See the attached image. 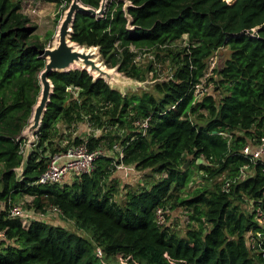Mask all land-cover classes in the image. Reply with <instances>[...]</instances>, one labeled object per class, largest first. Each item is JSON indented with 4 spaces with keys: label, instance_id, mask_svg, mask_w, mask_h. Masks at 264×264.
Wrapping results in <instances>:
<instances>
[{
    "label": "trees",
    "instance_id": "1",
    "mask_svg": "<svg viewBox=\"0 0 264 264\" xmlns=\"http://www.w3.org/2000/svg\"><path fill=\"white\" fill-rule=\"evenodd\" d=\"M82 1L97 9L102 2ZM22 4L0 0V264H264V163L242 152L264 136V0H130V16L127 0H109L102 16L78 15L71 40L98 47L110 67L145 80L169 63L171 76L153 91L123 93L86 68L51 73L54 91L27 154L23 132L47 43L35 39L38 25ZM223 48L229 55L205 77ZM149 51L143 66L136 57ZM202 78L212 87L199 99ZM146 118L144 130L138 121ZM85 124L91 130L77 134ZM85 141L107 151L91 173L37 183L51 155ZM120 162L149 170L153 181L119 198L112 176ZM246 165L247 177L224 191ZM196 176L202 183L193 186ZM26 194L36 212L56 207L75 227L41 218L23 225L10 210ZM160 206L168 216L187 212L184 234L168 216L156 222Z\"/></svg>",
    "mask_w": 264,
    "mask_h": 264
},
{
    "label": "water",
    "instance_id": "2",
    "mask_svg": "<svg viewBox=\"0 0 264 264\" xmlns=\"http://www.w3.org/2000/svg\"><path fill=\"white\" fill-rule=\"evenodd\" d=\"M109 0H102L100 7L97 9L86 5L82 0H72L69 7L64 10L63 17L58 29L57 44L54 46H46L40 52V57H44L46 65L39 75V83L41 84V92L37 104L34 107L33 114L30 118L29 126L23 132V137L27 138V146L24 151L27 154L32 148V143L35 141L36 132L40 129L44 118V113L47 109L48 102L51 100L54 83L51 80V73L55 71L63 72L75 68H86L97 78H105L110 84L125 93L124 87L128 85L134 86L142 84L135 78H129L131 81H121L117 79L118 68L106 69L99 64L95 59L99 53V48L96 46L80 45L71 40L73 25L76 22L78 15L89 13L95 16H102L106 9ZM130 0H127L126 14L128 16V5ZM78 46H84L83 51L78 50ZM81 66V67H80ZM130 83V84H129ZM187 166V165H186ZM23 170V167H21Z\"/></svg>",
    "mask_w": 264,
    "mask_h": 264
},
{
    "label": "built area",
    "instance_id": "3",
    "mask_svg": "<svg viewBox=\"0 0 264 264\" xmlns=\"http://www.w3.org/2000/svg\"><path fill=\"white\" fill-rule=\"evenodd\" d=\"M61 4L60 7H65L68 6L69 1L68 0H60ZM35 11V10H34ZM136 60L142 63L140 60V55L136 57ZM160 66V64L158 65ZM209 68V67H208ZM161 69H159L160 71ZM171 75H168L167 78H169ZM208 76L207 72L205 74V77ZM166 78V79H167ZM203 80L196 84L195 86V95L196 98H199L206 94L207 91H209L212 87V84H208L206 82V78H202ZM140 125L143 127L145 130L146 127L149 125L148 118H146L143 121H138ZM37 136L35 135V139ZM24 148L23 152L26 149L27 144V138L24 143ZM115 150H118L119 152V158L123 157V152L121 151L120 147L115 144L114 146ZM243 154L246 156H250V159L253 161H261L264 163V136L261 137V140L258 144L256 145H251L248 144L247 146L244 147L243 149ZM107 154V151L103 148H97L91 150L88 146V142H83L81 144H73L70 145L65 151L60 152V153H55L51 155L49 159V165L47 169L40 175L39 179L37 180L38 184H50V183H63L67 179H73L74 177L82 176L86 173H91L95 167H96V161L105 156ZM128 165L124 164L123 162L116 163V169H126ZM249 169V166L246 165L240 169V172L237 176L226 179L224 185H223V190L224 191H229L231 188L232 183H235L239 179H244L247 177L248 172L247 170ZM18 172L22 171V168L19 167ZM51 210L56 211V213L60 214V210L56 207H51L49 208ZM11 215L12 216H18L21 218V221L23 225L29 224L31 219L28 216V210L27 208H24L21 205L14 204V206L11 208ZM169 208H165L164 206H160L157 208L156 211V222H158L159 225L164 226L168 224L167 222V216L169 213ZM45 215L44 213H42ZM257 215L260 217V220H262V223L264 224V211L261 209H258ZM261 237V232L257 231L255 234L253 232L250 233L248 236V240L250 243L251 247H256L257 246V239ZM7 238L6 232L0 228V242L4 241ZM260 245V243H259ZM99 253L101 254L102 251L99 250Z\"/></svg>",
    "mask_w": 264,
    "mask_h": 264
},
{
    "label": "rangeland",
    "instance_id": "4",
    "mask_svg": "<svg viewBox=\"0 0 264 264\" xmlns=\"http://www.w3.org/2000/svg\"><path fill=\"white\" fill-rule=\"evenodd\" d=\"M43 1L44 2H41L42 8L43 9L45 8L48 12L45 15L41 16V19H39L37 16L31 19L32 22H35L38 25V30L36 31L37 33H35V39H37L40 42H46L47 43L46 46H54L58 42L57 41L58 29H59V26L61 23V19L63 17L62 15L64 13V9H63V7H60L61 3L59 4L55 0H43ZM22 2H23V0H22ZM229 53H230L229 48H225V49L223 48V49L219 50L216 54L212 55L209 59V63H208L209 68L207 70V75H213L212 71H213V68L216 67V64L218 63L219 57L225 58L229 55ZM153 56H154V54L152 51L144 52L143 54H141L140 60L142 61L143 66L149 64L153 60ZM94 59L99 64H101L103 67H105L106 69H114L115 68V67H110L102 59L100 54H97L96 56H94ZM118 72L119 73H118L117 79H119L121 81H127V82L131 81V80H129V78H126L128 76H126L125 74H123L120 71H118ZM171 73H172L171 65L169 63H167V64H165L164 67L162 65L161 70L158 71L157 74L154 72V70L147 71V75L145 77V80H138L142 84H137L136 86H134V83H133L132 85H128V86L124 87L125 88L124 91L125 92L126 91L127 92H137L140 90L153 91L154 84L158 81L165 80L168 77V75H171ZM90 130L91 129L88 127V125H86V124L81 125L79 128V132H77V134L85 133V132L90 131ZM143 174L146 175V173H143ZM148 176H147V178H148ZM196 179H197V182L192 183L193 186L202 183V181L199 179L198 176H196ZM151 180L153 181V178L149 177V179L146 181H151ZM31 200H32V196L26 194L25 197L19 199L17 201V203H15V204L21 205L24 208H27L28 210H32V212H36L34 210V207H31V203H32ZM172 212L168 216V221L170 223H172V225L174 224L177 231H179L180 234L182 235V234H184V231H185L184 229L187 227V225L190 222L188 220L187 212H185V211H182V213L180 211H172ZM44 214L45 215H43L41 212L35 213V215H37L41 219H44V220L47 219L48 221L51 220L52 222H57V223H63V221H64L63 224H65L69 228L73 229V227H75V224H73V222H70L71 220L70 221L63 220L60 217V215L58 213H56V211H54V210L48 209L46 211V213H44Z\"/></svg>",
    "mask_w": 264,
    "mask_h": 264
},
{
    "label": "crops",
    "instance_id": "5",
    "mask_svg": "<svg viewBox=\"0 0 264 264\" xmlns=\"http://www.w3.org/2000/svg\"><path fill=\"white\" fill-rule=\"evenodd\" d=\"M23 2L24 3L22 4V11L25 14H27L31 19L36 17V16L39 19H41V16L45 15L48 12L45 8L44 9L42 8L41 2H44L43 0H23ZM143 173H146V175H144ZM149 173H150L149 170H147V172L138 171L135 169L134 166H128V167H126V169H123V170H120V169L115 170V172L112 176V181L115 180V182H117L119 185L120 193L118 194V197L120 198V196L127 190V188H129L131 186H138L140 184L144 185V183L147 184L149 181H146V180L149 179V176H148ZM147 176H148V178H147ZM67 180H70V179H67ZM35 213L36 212H32V210H30L28 212V216L31 220L33 218H39L37 215H35ZM60 217H61V215H60ZM45 221L50 222L52 224H59V225L66 226L65 224H63L64 221H63V223L52 222L51 220L48 221L47 219ZM68 221H70V220H68ZM70 222H73V221H70Z\"/></svg>",
    "mask_w": 264,
    "mask_h": 264
},
{
    "label": "bare ground",
    "instance_id": "6",
    "mask_svg": "<svg viewBox=\"0 0 264 264\" xmlns=\"http://www.w3.org/2000/svg\"><path fill=\"white\" fill-rule=\"evenodd\" d=\"M78 50H80V51L85 50V49H84V46H83V47H82V46H78Z\"/></svg>",
    "mask_w": 264,
    "mask_h": 264
}]
</instances>
